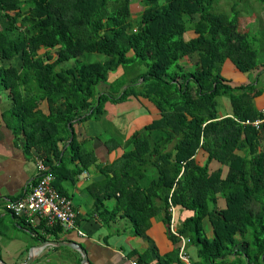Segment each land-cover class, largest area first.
Listing matches in <instances>:
<instances>
[{
	"label": "trees",
	"instance_id": "16d2710c",
	"mask_svg": "<svg viewBox=\"0 0 264 264\" xmlns=\"http://www.w3.org/2000/svg\"><path fill=\"white\" fill-rule=\"evenodd\" d=\"M137 1L143 9L135 13ZM218 1L0 0V87L10 90L27 149L56 176L69 162L75 175L78 162L92 164L76 122L102 118L107 101L148 98L161 117L128 140L133 146L107 174L104 198L117 197V210L140 231L152 216L170 221L171 203L181 205L194 214L180 230L207 264H264V122L257 128L234 118L261 116L253 99L263 90L233 86L221 72L227 58L243 72L257 68L260 35L242 29L237 4L230 17L215 11ZM91 53L106 58L89 61ZM14 58L21 66L10 64ZM119 66L125 73L110 82ZM224 95L234 117L218 114ZM200 148L208 153L203 165Z\"/></svg>",
	"mask_w": 264,
	"mask_h": 264
},
{
	"label": "crops",
	"instance_id": "0c3cea01",
	"mask_svg": "<svg viewBox=\"0 0 264 264\" xmlns=\"http://www.w3.org/2000/svg\"><path fill=\"white\" fill-rule=\"evenodd\" d=\"M256 17L247 14L243 16L244 22L241 16L240 22L246 26L245 30L242 28L244 31L260 35L254 43L257 49L261 46L259 66L243 72L227 58L221 72L233 86L253 83L262 89L263 92L254 97L256 109L260 111L264 108V21H260L264 15L260 19ZM191 35L195 36L193 32ZM17 60L12 59L10 64L21 66ZM124 73L125 68L119 66L109 74V81ZM134 76L131 74L130 78ZM21 90L26 92L24 87ZM217 105L220 117L232 115V103L225 112L219 110V103ZM40 108L47 115L52 113L47 100L41 102ZM104 108L102 118L75 123L77 138L93 155H90L92 164L85 168L78 162L81 170L75 175L76 163L69 162V169L65 167L60 175H55L54 185L73 203L78 226L84 233L81 234L61 225L49 226L38 215L17 217L9 210V201L31 191L39 178L37 159L44 158L36 153V149H27L24 134L17 133L10 90L0 87V260L8 264H132L133 260L139 264H207L199 246L180 230L183 221L194 214L193 210L171 204L174 206L171 216L175 220L174 226L171 227V220L161 214L152 216L147 227L140 231L122 211L117 210V197L108 195L104 198L107 174L112 172L113 176V165L133 146L127 143L128 140L136 131L161 117L157 105L141 96L132 95L119 102L107 101ZM207 158L208 153L200 148L196 161L203 165ZM211 166L215 169L218 163L212 162ZM172 229L184 237L189 262L180 258L183 237L174 235ZM206 229L207 236L212 237L209 221ZM84 254L89 262L85 261Z\"/></svg>",
	"mask_w": 264,
	"mask_h": 264
},
{
	"label": "built area",
	"instance_id": "2783aa9c",
	"mask_svg": "<svg viewBox=\"0 0 264 264\" xmlns=\"http://www.w3.org/2000/svg\"><path fill=\"white\" fill-rule=\"evenodd\" d=\"M261 116L257 118L235 119L244 125H253L259 127L264 122V108L260 110ZM37 166L39 170V178L33 184L31 191L24 197L8 202L9 210L17 217H32L38 215L46 220L49 226L61 225L67 230L76 229L79 233L84 234L83 230L79 228L77 222V214L74 210L71 199L61 193L54 185L55 174L51 172L45 161L41 158L37 159ZM172 204V203H171ZM171 212H174V206H170ZM33 222V219H30ZM174 217L171 219L170 226H174ZM174 235L183 237L175 231ZM179 256L182 260L189 262V254L186 250V241L183 237L180 240ZM132 264H139L138 261L133 260Z\"/></svg>",
	"mask_w": 264,
	"mask_h": 264
},
{
	"label": "rangeland",
	"instance_id": "374dc122",
	"mask_svg": "<svg viewBox=\"0 0 264 264\" xmlns=\"http://www.w3.org/2000/svg\"><path fill=\"white\" fill-rule=\"evenodd\" d=\"M234 4H237L238 8L241 11L239 13V21L241 20V16H242V21L244 22L243 16L246 17L247 14H249V16H251V15L253 16L255 14L257 16L256 17L257 19H260L264 15V1L261 2L260 0H219L215 4V11L217 9L219 13H222L226 17H230V16H232V14L234 12V10L232 8ZM131 8H132V11L136 13V12L142 10L143 6L141 3H139L137 1L136 3H133L131 5ZM260 21L263 22L264 18L260 19ZM241 25H242V28L245 30L246 26L244 25V23H242ZM260 48H261V46L258 47L259 50H260ZM54 52H55V50H54ZM131 53L132 52H129V54H131ZM85 57L83 59H85ZM105 58H106V55L100 54V53H91L87 56V59L89 61H103ZM193 59H196V57H194ZM184 60H186V58ZM259 60H260V58H259ZM18 62L20 63V61H18ZM71 63H73V62L70 61V62H67V63L62 64V65L65 67V66L70 65ZM134 67H136V66H134ZM222 67H223V65H222ZM130 74H133V73L130 72ZM218 103H219V110L222 112H225V111H227L230 104L232 103V100H231L229 95L219 96L218 97ZM253 103H254V106L256 107L257 106L256 98L253 99ZM217 109H218V105H217ZM150 164L151 163H147V165H150ZM140 170H146V168L141 167L138 169V171H140ZM148 172L154 173V172H156V168H152L150 166L148 169ZM138 178H139V176H138ZM250 206H252V208L254 210H257L259 208V202L253 201L250 204ZM206 222H208V221L204 220V223H206Z\"/></svg>",
	"mask_w": 264,
	"mask_h": 264
},
{
	"label": "water",
	"instance_id": "95a60500",
	"mask_svg": "<svg viewBox=\"0 0 264 264\" xmlns=\"http://www.w3.org/2000/svg\"><path fill=\"white\" fill-rule=\"evenodd\" d=\"M84 259H85V261L89 262L88 256H87L86 254H84ZM0 264H8V263H6V262L3 261V260H0ZM26 264H27V263H26ZM29 264H30V263H29Z\"/></svg>",
	"mask_w": 264,
	"mask_h": 264
},
{
	"label": "clouds",
	"instance_id": "9594fccd",
	"mask_svg": "<svg viewBox=\"0 0 264 264\" xmlns=\"http://www.w3.org/2000/svg\"><path fill=\"white\" fill-rule=\"evenodd\" d=\"M230 116H233V115H230ZM234 117V116H233ZM235 118V117H234ZM238 118V117H237Z\"/></svg>",
	"mask_w": 264,
	"mask_h": 264
}]
</instances>
